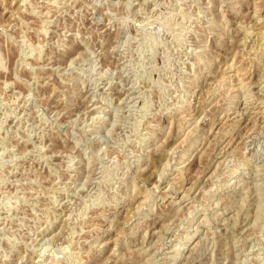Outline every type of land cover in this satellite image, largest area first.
I'll use <instances>...</instances> for the list:
<instances>
[{"label": "rangeland", "instance_id": "obj_1", "mask_svg": "<svg viewBox=\"0 0 264 264\" xmlns=\"http://www.w3.org/2000/svg\"><path fill=\"white\" fill-rule=\"evenodd\" d=\"M0 264H264V0H0Z\"/></svg>", "mask_w": 264, "mask_h": 264}]
</instances>
